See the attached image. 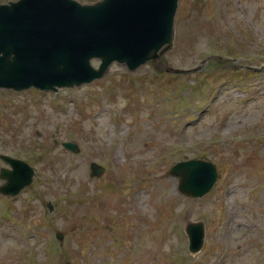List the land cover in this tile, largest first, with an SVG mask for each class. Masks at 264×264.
Here are the masks:
<instances>
[{"label":"rangeland","instance_id":"374dc122","mask_svg":"<svg viewBox=\"0 0 264 264\" xmlns=\"http://www.w3.org/2000/svg\"><path fill=\"white\" fill-rule=\"evenodd\" d=\"M175 28L170 66L218 56L196 72L115 62L56 92L0 89V154L35 170L0 195V264H264V0H180ZM201 156L218 178L193 198L168 171ZM199 218L206 241L191 254L183 228Z\"/></svg>","mask_w":264,"mask_h":264},{"label":"water","instance_id":"95a60500","mask_svg":"<svg viewBox=\"0 0 264 264\" xmlns=\"http://www.w3.org/2000/svg\"><path fill=\"white\" fill-rule=\"evenodd\" d=\"M178 3L17 0L0 4V87L73 86L103 76L115 60L135 70L172 48ZM93 58L101 59L99 68L92 66ZM11 162L14 169L2 173L8 179L2 187L7 193L29 184L34 173L27 163ZM92 169L93 175L104 171L95 163ZM171 174L179 176L181 191L194 196L208 191L217 177L216 167L203 160L178 162ZM188 231L192 250L197 251L204 241L203 222H191Z\"/></svg>","mask_w":264,"mask_h":264}]
</instances>
